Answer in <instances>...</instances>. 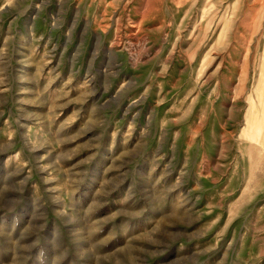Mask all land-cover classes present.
<instances>
[{
  "label": "rangeland",
  "instance_id": "1",
  "mask_svg": "<svg viewBox=\"0 0 264 264\" xmlns=\"http://www.w3.org/2000/svg\"><path fill=\"white\" fill-rule=\"evenodd\" d=\"M262 38L264 0H0V264H264Z\"/></svg>",
  "mask_w": 264,
  "mask_h": 264
},
{
  "label": "crops",
  "instance_id": "2",
  "mask_svg": "<svg viewBox=\"0 0 264 264\" xmlns=\"http://www.w3.org/2000/svg\"><path fill=\"white\" fill-rule=\"evenodd\" d=\"M262 40H264V38H262ZM261 44V45H260ZM260 48L261 50V57H260V60L258 61V64H264V62H262L263 58H264V41L262 43H257V50Z\"/></svg>",
  "mask_w": 264,
  "mask_h": 264
},
{
  "label": "bare ground",
  "instance_id": "3",
  "mask_svg": "<svg viewBox=\"0 0 264 264\" xmlns=\"http://www.w3.org/2000/svg\"><path fill=\"white\" fill-rule=\"evenodd\" d=\"M250 11H251V10H250ZM243 22H244V21H243ZM55 202H58V201H55ZM56 204H57V203H56ZM59 204H60V203H59ZM61 205H62V204H61ZM61 205H60V206H61ZM34 206H35V205H34ZM62 207H63V206H62ZM29 209H30V208H29ZM38 209H39V208H38Z\"/></svg>",
  "mask_w": 264,
  "mask_h": 264
}]
</instances>
